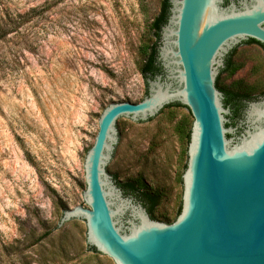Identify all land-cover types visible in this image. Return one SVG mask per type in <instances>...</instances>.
<instances>
[{
	"label": "water",
	"instance_id": "1",
	"mask_svg": "<svg viewBox=\"0 0 264 264\" xmlns=\"http://www.w3.org/2000/svg\"><path fill=\"white\" fill-rule=\"evenodd\" d=\"M221 1L170 0L162 72L148 77L142 101L111 103L99 119L85 159L88 206L64 210L60 225L87 223L89 247L117 264H264V98L228 125L217 87L220 77L264 91V46H237L264 44V0L243 10ZM230 53L233 71L222 73ZM183 121L193 123L190 143L176 128ZM116 176L162 191L156 214L171 222L153 219Z\"/></svg>",
	"mask_w": 264,
	"mask_h": 264
},
{
	"label": "rangeland",
	"instance_id": "2",
	"mask_svg": "<svg viewBox=\"0 0 264 264\" xmlns=\"http://www.w3.org/2000/svg\"><path fill=\"white\" fill-rule=\"evenodd\" d=\"M163 1L0 0V14L23 15L0 39V264H117L89 250L87 223L60 222L88 206L104 109L146 96Z\"/></svg>",
	"mask_w": 264,
	"mask_h": 264
},
{
	"label": "trees",
	"instance_id": "3",
	"mask_svg": "<svg viewBox=\"0 0 264 264\" xmlns=\"http://www.w3.org/2000/svg\"><path fill=\"white\" fill-rule=\"evenodd\" d=\"M170 7H171L170 0H164L162 12L152 22L151 27H152V30L156 31V34L158 36V41L154 45H151V44L145 45L146 48L143 52L145 59L141 67V71L146 78L148 77L153 78L155 77L156 74L162 72V67L157 62L158 44H159L160 37H161L162 27L163 25L167 23L169 15H170ZM22 18H23V15L19 16V18H13L11 15L2 12V14H0V39H3L8 33L13 31V29L19 27L17 20L19 21ZM20 23L21 22H19V24ZM251 41L261 44L253 39ZM248 43H250V41ZM232 54L233 53H230L228 55L226 59V66L222 70V73L224 72L232 73L233 67H234ZM217 87L223 91L225 105L229 106L232 111V115L230 116L231 122L228 125L235 126L238 124V122L240 121L242 117L243 110H244V107L246 106L247 101L254 99V97L256 96H254L252 94V91H250L248 88L237 86L236 84H232L230 86L223 85L220 77L218 78V81H217ZM147 94H148V90H147L146 95ZM261 94H264V91L261 92ZM168 107L187 108L181 103H172V104L165 106V108H168ZM192 125L193 123L189 125L188 122L183 121L177 124L176 126L178 133L182 134V137L187 138L189 140V143H190ZM115 180L117 184L123 189L126 195L134 197L136 200L141 202L148 209L153 219L171 222L169 217L165 215H162V217H159L156 214V208L163 196L162 191L151 186L148 182L144 180L143 177H137L135 179H128L122 182V181H119L118 176H116ZM180 212H181V209L179 210V214ZM88 248L90 251L98 252L96 248L89 247V245H88Z\"/></svg>",
	"mask_w": 264,
	"mask_h": 264
},
{
	"label": "flooded vegetation",
	"instance_id": "4",
	"mask_svg": "<svg viewBox=\"0 0 264 264\" xmlns=\"http://www.w3.org/2000/svg\"><path fill=\"white\" fill-rule=\"evenodd\" d=\"M255 2V0H222L221 1V6L223 8H226V9H230L231 7H235L236 10H243L245 9V7L247 6H251L253 3ZM252 38L248 39V40H243L240 44H238L237 46L243 44V43H248L250 41V43L254 42V41H251ZM255 40V39H253ZM257 41V40H256ZM259 42V41H257ZM261 43V42H259ZM262 44V43H261ZM264 46V44H262ZM236 46V47H237ZM235 47V48H236ZM235 48L233 50H231V52H233L235 50ZM228 57V56H227ZM226 57V59H227ZM226 59H225V63H226ZM157 62L159 63V65L161 66V63L158 59V55H157ZM264 98V94H259L257 95L256 97H254L255 100H262ZM243 118V115L241 117V119Z\"/></svg>",
	"mask_w": 264,
	"mask_h": 264
}]
</instances>
